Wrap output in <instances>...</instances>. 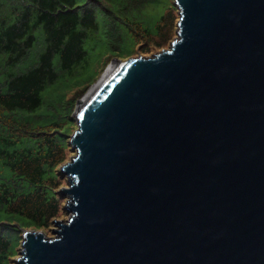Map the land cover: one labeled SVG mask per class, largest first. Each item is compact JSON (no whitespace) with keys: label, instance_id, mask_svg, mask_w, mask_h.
I'll use <instances>...</instances> for the list:
<instances>
[{"label":"water","instance_id":"1","mask_svg":"<svg viewBox=\"0 0 264 264\" xmlns=\"http://www.w3.org/2000/svg\"><path fill=\"white\" fill-rule=\"evenodd\" d=\"M176 4L169 49L77 102L70 217L16 264H264V0Z\"/></svg>","mask_w":264,"mask_h":264},{"label":"trees","instance_id":"2","mask_svg":"<svg viewBox=\"0 0 264 264\" xmlns=\"http://www.w3.org/2000/svg\"><path fill=\"white\" fill-rule=\"evenodd\" d=\"M160 2L0 0V221L11 227L0 232V264L18 254L13 223L44 229L57 213L59 165L70 146L62 126L74 124L69 93L96 79L95 56L100 65L126 58L140 38L164 36L168 13L154 25L142 18L147 4Z\"/></svg>","mask_w":264,"mask_h":264},{"label":"rangeland","instance_id":"3","mask_svg":"<svg viewBox=\"0 0 264 264\" xmlns=\"http://www.w3.org/2000/svg\"><path fill=\"white\" fill-rule=\"evenodd\" d=\"M168 7V8H167ZM168 13L170 16L169 22L165 23L166 33L164 36H156L153 41L147 42L144 38H140L138 41L139 43L136 45L137 49L135 52L128 55L129 57L133 56H139L142 54H148L149 56L159 52L162 48H168L171 40L176 36V29H177V19L179 18L178 10H172L171 2L169 3L168 0H161L159 4L149 3L144 9L142 18L150 25H154L160 17L164 14ZM141 43V44H140ZM141 47H144L146 49H149V53H142ZM113 57L108 56L105 58L104 63L100 65V59H96V56L94 57L93 67L98 68V74L95 80H93L90 83L86 84H80V87H76L75 92H70L68 98L75 97V106L73 108V116L77 112L76 110V104L79 100H86V96L98 85L100 80L104 77V75L108 74L109 68H112L114 66V62L112 61ZM95 75V74H94ZM75 122V121H73ZM63 129L67 128L69 129L68 135H71L74 129H76V124L70 125V123H64ZM55 127L53 125L46 127L45 130L50 131L54 130ZM75 154V151L72 148H68L65 151V158L67 162L72 155ZM59 183L60 186L57 190V194H60V187L62 185L67 186V180L64 175L59 174ZM66 197L63 195L61 197L58 196V199L54 201V204L57 205V214L55 218L50 217L48 219V226L44 228V230L47 233V236H54L55 232L53 231L54 227L56 225L53 224V220H64L66 221L69 218L70 212H67L64 209ZM4 222V221H3ZM3 222L0 221V231H4L7 233V230L11 229L10 226H6L5 224L8 222H5V226L3 225ZM23 229L26 228L25 226L22 227ZM28 228V227H27ZM35 227H29V229H34ZM23 229H20V235H22ZM11 264H15L14 259L11 260Z\"/></svg>","mask_w":264,"mask_h":264},{"label":"bare ground","instance_id":"4","mask_svg":"<svg viewBox=\"0 0 264 264\" xmlns=\"http://www.w3.org/2000/svg\"><path fill=\"white\" fill-rule=\"evenodd\" d=\"M113 68H114V67H112V69H113ZM112 69H111V70H112ZM109 74H110V73H109ZM109 74H108V75H109ZM106 78H108V76H107ZM102 83H103V82H101V84H102ZM101 84H100V85L98 84L99 86L95 87L92 91L94 92L95 90H97V89L101 86ZM93 92H91L90 95L87 96L86 101L92 96ZM84 103H85V102H84Z\"/></svg>","mask_w":264,"mask_h":264}]
</instances>
